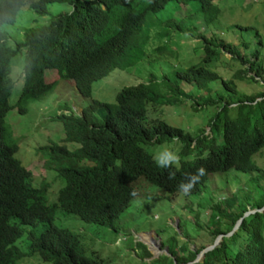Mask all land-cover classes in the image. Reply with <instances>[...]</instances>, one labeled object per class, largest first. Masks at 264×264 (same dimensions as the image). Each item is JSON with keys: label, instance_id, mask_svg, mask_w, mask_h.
Returning <instances> with one entry per match:
<instances>
[{"label": "trees", "instance_id": "1", "mask_svg": "<svg viewBox=\"0 0 264 264\" xmlns=\"http://www.w3.org/2000/svg\"><path fill=\"white\" fill-rule=\"evenodd\" d=\"M189 1L0 0V264H14L17 259L31 254H37L48 264H106L96 255H84L79 237L51 222L54 204L43 205V188L31 184L30 170L14 156L17 145L4 124V116L10 107L23 111L29 98L50 90L52 82L43 78L46 69H55L59 77L69 78L77 91L87 96L94 80L104 77L115 66H123L121 57L127 52L124 47L137 40L136 30L147 13L158 11L166 4L169 8L181 4L185 7ZM194 1L200 16L206 20L215 18L218 8L214 0ZM26 2L37 13H45L51 2H66L71 9L52 15L46 24L27 28L13 49L6 43L7 34L2 24L11 22L17 9ZM173 25L169 28L181 30L179 25ZM198 36L202 40L201 63L189 65L176 75L201 88L208 81L219 79L230 92L226 97L207 95L200 104L219 102L208 120V130L198 127L190 133L162 119H153L146 126L148 102L157 106L179 104L181 100L176 94L182 98L189 96L178 87L156 89L152 75L147 83L122 86L114 95V104L99 102L100 108L106 111L101 123H93L84 111L81 115L60 116L64 140L79 143L72 150L64 144L48 145L51 159L55 161L54 169L64 178L60 196L73 199L72 202L61 201L62 208L84 221L114 228V219L133 197L130 193L137 194L135 181L138 178L172 192L188 174L204 167L206 175L192 189L198 191L210 172L230 167L260 171L251 161V155L264 145V89L238 92L232 78L222 79L216 71L205 66L218 58L220 50L226 51L247 64L237 70L238 77L255 80L262 70L258 51L247 56L240 54L232 43L204 34ZM144 38L146 36L141 37L142 43ZM21 46L25 48L23 81L16 104L11 106L8 101L10 83L5 74L10 57ZM139 56L135 51L126 58L131 61ZM261 81L264 83V79ZM194 103L191 106L197 109L199 104ZM251 118L255 119L251 121ZM217 136L221 138L218 144ZM173 139L180 144L179 155H189L192 149L198 148L207 153L181 160L178 169L175 166L160 168L151 153L142 147ZM169 172H174L175 177L169 179ZM261 176L264 177V171ZM243 193L227 199L222 206L212 204L207 208L206 213L210 219H215V224L212 229L204 230V238L194 248L186 240V243H178L173 234L166 241L160 239L161 247L165 246L167 251L151 257L150 251L139 243L147 259L144 264L192 261L205 243H211L218 234H222L218 244L189 264H264V191L260 190L256 196L241 197ZM249 208L254 210L243 215ZM239 217L240 222L232 230ZM17 223L29 226L43 223L38 232L29 233L26 251L13 244L20 234Z\"/></svg>", "mask_w": 264, "mask_h": 264}, {"label": "rangeland", "instance_id": "2", "mask_svg": "<svg viewBox=\"0 0 264 264\" xmlns=\"http://www.w3.org/2000/svg\"><path fill=\"white\" fill-rule=\"evenodd\" d=\"M214 3L218 12L211 20L199 15L194 0L189 1L185 7L181 4L169 8L166 4L158 11L147 13L136 30L137 40L150 33L143 44L144 57L130 65L115 67L104 77L94 80L91 83L89 96H81L70 79L60 78L48 92L29 98L23 105V111H18L15 106L10 107L4 116V124L17 144L14 156L31 171V183L39 184L35 181V178L39 177L37 171L44 164V160L47 162L51 159L49 143H64L68 149L78 145L76 142L61 141L64 132L61 121L55 117L58 112L80 114L81 108L89 106L94 99L114 104V95L123 85L135 84L138 81L147 83L150 75H153V85L156 89L160 90V86L163 89L178 87L189 96L182 98V95L175 93L181 100L179 104L157 106L152 101L148 102L145 114L146 126L150 125L153 119H162L190 133H194L198 127L207 131L208 120L217 109L219 102L212 105L200 104L207 95L222 94L226 97L230 92L219 79L210 80L205 87L203 86L204 88H201L194 83L185 82L176 75V72H182L189 65L201 63L203 51L198 34L232 43L240 54L247 56L257 50L262 70L255 80L247 81L245 78H239L237 70L247 64L226 51L220 50L218 58L205 66L216 71L222 79L232 78L238 92L263 90L264 83L261 79H264V0H214ZM46 9L45 13H37L27 2L21 5L14 19L2 24L7 34V44L14 49L15 42L22 40L27 28L46 24L52 15L60 11H69L71 7L66 2H51L47 4ZM174 23L179 25L181 30L168 28L174 27ZM135 51L136 47L128 43L127 52L121 57L123 65L130 63L126 57ZM24 56L25 48L21 46L10 57L9 74L12 87L8 101L11 106L16 104L22 85ZM51 72L55 70L44 71L45 81H48ZM234 74L235 77H232ZM145 79L148 80L144 81ZM194 102L199 104L196 105L197 109L191 106L195 104ZM91 112L94 118L100 120L104 109L95 106ZM254 119L251 118V121ZM216 140L217 144L220 143V136ZM142 147L154 157L164 149L175 151L180 148V144L173 139L159 144L142 145ZM191 151L192 154L188 153L189 155L183 158L178 154L180 161L184 158L190 160L200 153H206V150L201 148ZM251 161L260 171H241L234 168L215 171L208 175L199 191L186 195L169 194L153 184L137 179L135 181L137 194L129 201L127 207L119 212L114 228L82 221L77 216L59 209H56L52 223L76 233L82 253L86 256L96 255L106 264H144L147 259L139 243L150 251L152 257L164 251L160 239L166 241L167 237L173 234H176L178 243L186 240L189 246L194 248L195 244L200 243L204 238V230L214 227L215 219H210L209 214L206 213L209 206L212 204L222 206L227 199L242 192L245 193L241 197L256 196L260 190L264 191V177L261 176V172L264 171V145L251 155ZM39 174H41L39 180L47 181L48 191L52 184L51 177L53 175L57 177L54 164L46 172L42 170ZM57 180L59 183L53 200L58 187L62 184L60 178L57 177ZM258 184L260 186H257ZM46 202L50 203L47 200ZM216 216L215 213L214 217ZM17 225L20 234L13 244L26 251V242L30 239L29 233L38 232L43 227V223L34 226L19 223ZM144 234H152L155 245H149L148 248L151 240L146 239ZM150 248L155 249L154 252ZM14 264H48V262L37 254H31L17 259Z\"/></svg>", "mask_w": 264, "mask_h": 264}, {"label": "clouds", "instance_id": "3", "mask_svg": "<svg viewBox=\"0 0 264 264\" xmlns=\"http://www.w3.org/2000/svg\"><path fill=\"white\" fill-rule=\"evenodd\" d=\"M142 1H144V2H150V0H142ZM70 6V5H69ZM71 7V6H70ZM101 7H103V5H101ZM105 9V8H104ZM140 25V24H139ZM169 28V27H168ZM165 32V31H164ZM163 32V33H164ZM136 35V34H135ZM148 35H150V33L148 34ZM148 35H146V36H148ZM207 37V36H206ZM6 38H7V36H6ZM210 38V37H209ZM212 39H215V38H213V37H211ZM147 40V37L146 38H144V41H143V43H142V39L140 38L139 40H136V41H132V42H129V43H132L133 44V46L134 47H136V51L138 52V53H140V56L137 58V59H135V60H131L130 61V63L129 64H125V65H123V66H127V65H130V64H132V63H134V62H136L137 60H141L143 57H144V53H143V44H144V42ZM200 40H201V38H200ZM218 40H220V39H218ZM217 40V41H218ZM201 42H202V40H201ZM7 43V42H6ZM8 45V44H7ZM141 47H142V49H141ZM128 49V44H127V46H125L124 47V50L126 51ZM202 51H203V49H202ZM203 56V55H202ZM202 58V57H201ZM139 60V61H140ZM118 62H121L120 61V58L118 57ZM122 66V67H123ZM115 67H118V66H115ZM115 67H113V68H115ZM112 68V69H113ZM118 68H121V67H118ZM111 69V70H112ZM55 70V69H54ZM110 70V71H111ZM9 66H8V68H7V72H6V74H5V78H6V80H9V83H10V91H11V87H12V80H11V78H10V74H9ZM109 71V72H110ZM108 72V73H109ZM107 73V74H108ZM153 76V75H152ZM60 78H62V77H59L58 76V73L56 72V70H55V72H51V74L48 76V81H46V82H52V87H53V85L55 84V82L57 81V79H60ZM65 79H69V78H65ZM146 80H148V79H145L144 81H146ZM71 81V80H70ZM72 82V81H71ZM138 82H142V81H138ZM72 84H73V86L75 87V85H74V83L72 82ZM123 86H125V85H123ZM51 87V88H52ZM160 87H162V86H160ZM50 88V89H51ZM75 89H76V87H75ZM90 90H91V86H90ZM76 91H77V89H76ZM48 92V91H47ZM78 92V91H77ZM46 93V92H45ZM79 93V92H78ZM44 94V93H43ZM43 94H41V95H43ZM80 94V93H79ZM10 95V94H9ZM81 95V94H80ZM90 95V91H89V94L87 95V96H89ZM81 96H83V95H81ZM87 96H84V97H87ZM99 102H102V101H98V100H92L91 101V103H90V105L89 106H87V107H85V108H81V112H80V114H77V115H81L82 114V112L84 111V112H86L87 113V115L90 117V118H92V120H93V123H101L102 122V120H103V117H104V115L106 114V111L104 110V113H103V116H102V119H100V120H97L96 118H94L93 117V115H92V112H91V110L95 107V106H97V107H99L100 108V106H99ZM106 104H108L107 102H105ZM100 109H103V108H100ZM68 114H74V113H67V114H65V113H63V112H58L57 114H56V118H58L60 121H61V119L59 118L60 116H68ZM61 123H62V121H61ZM62 126H63V124H62ZM63 132H64V128H63ZM64 136H65V134H63V137L61 138V141L62 142H74V141H71V140H64ZM51 143H57V142H51ZM51 143H49L48 145H50ZM77 143V142H76ZM163 143V142H162ZM57 144H64V143H57ZM17 145V144H16ZM65 145V144H64ZM78 145H79V143H78ZM77 145V146H78ZM66 146V145H65ZM76 146V147H77ZM76 147H74V148H76ZM67 148V147H66ZM74 148H72V149H74ZM68 149V148H67ZM72 149H69V150H72ZM17 150V149H16ZM178 152H179V149H176L175 151H172V150H169V149H164V150H162V151H160V152H158V153H156L155 155H154V157H153V159H154V161H155V163H156V165L158 166V167H160V168H170L171 166H175V168H180V166H181V161H180V156L178 155ZM206 153H207V151H206ZM205 153V154H206ZM205 154H201V155H205ZM152 155V154H151ZM185 156V154H183L182 155V158ZM193 159V158H192ZM183 160H187V159H183ZM191 160V159H190ZM180 161V162H179ZM47 163L48 164H50L51 163V166H53V164H54V166H55V161L54 160H52V159H50V161H47L46 162V160H44V164L42 165V167L41 168H39V170L37 171V175L40 177L41 176V174H39V172H42V170H45V172L47 171V169H49L51 166L50 165H48L47 166ZM21 164V163H20ZM22 165V164H21ZM230 168H233V167H230ZM235 169V168H234ZM238 170V169H237ZM55 171H56V175H57V177L58 178H60V180L62 181V184L58 187V189H57V191H56V196H55V200H53V198H54V195H55V189H56V187L58 186V180H57V177L55 176V175H53L52 177H51V182H52V184H51V188L47 191V188H48V183H47V181H43V180H39V177L37 178H35V181H37V182H39V184L37 185V183L35 184V185H33L32 183V185L33 186H36L37 188H43V205L45 206V205H52V204H54V211H53V215H54V213H55V211H56V209H59L60 211H62V212H64V213H68V214H73V215H75V216H77L78 218H80L78 215H76V214H74V213H72V212H69V210H67V209H64V208H62L61 206H60V202L61 201H63V202H72L73 201V199H63V198H61V196H60V190H61V188H62V186L64 185V178L62 177V176H59L58 175V173H57V170H56V168H55ZM31 172V171H30ZM210 173H212V172H210ZM210 173H208L207 174V176H206V179H207V177H208V175L210 174ZM43 176H47L46 174H42ZM206 175V169L204 168V167H200V168H198L197 170H196V172L195 173H193V174H188V176H187V179L185 180V181H183V182H181L179 185H178V189H175L174 191H172V192H168L167 190H165L167 193H169V194H175V195H177V194H179V193H183V194H188V193H193V192H195L196 190L194 189V190H192L195 186H196V184L197 183H199L200 182V180H201V178L202 177H204ZM175 177V173L174 172H169V179H172V178H174ZM138 179H140V178H138ZM206 179H205V181H206ZM142 180V179H141ZM144 181V180H143ZM204 181V182H205ZM41 182V183H40ZM146 182V181H145ZM148 183V182H147ZM136 184V183H135ZM150 184V183H149ZM204 184V183H203ZM135 187H136V185H135ZM158 187V186H157ZM160 188V187H159ZM160 189H162V188H160ZM162 190H164V189H162ZM47 191V197H46V199H45V192ZM199 191V190H198ZM50 193H51V195H50ZM130 195L131 196H133V197H135L136 196V193H135V191H133L132 193H130ZM133 197H131V199L133 198ZM130 199V200H131ZM46 200L48 201V202H50V203H47L46 202ZM53 200V201H52ZM129 204V203H128ZM127 204V205H128ZM127 205H126V207H127ZM125 207V208H126ZM124 208V209H125ZM122 211V210H121ZM117 217H118V215H117ZM117 217L114 219V221H113V224L112 225H114V222H115V220L117 219ZM52 218H53V216H52ZM52 218H51V222H52ZM81 219V218H80ZM82 221H84L83 219H81ZM85 222H87V221H85ZM91 223H94V222H91ZM96 224H98V223H96ZM101 225H106V224H101ZM57 226V225H56ZM106 226H109V225H106ZM58 227H60V226H58ZM111 227V226H110ZM61 228H64V227H61ZM65 229H67V228H65ZM67 230H69V229H67ZM69 231H71V230H69ZM72 232V231H71ZM74 233V232H73ZM75 235H77L76 233H74ZM78 236V235H77ZM165 247V246H164ZM167 251V249L164 251V252H166Z\"/></svg>", "mask_w": 264, "mask_h": 264}, {"label": "water", "instance_id": "4", "mask_svg": "<svg viewBox=\"0 0 264 264\" xmlns=\"http://www.w3.org/2000/svg\"><path fill=\"white\" fill-rule=\"evenodd\" d=\"M253 210H254V209H248V210H246V211L243 212V215H246L248 212H251V211H253ZM240 220H241V217H239V218L236 220L235 224H234L233 227H232V230L238 225V223L240 222ZM232 230H231V231H232ZM231 231H230V232H231ZM230 232H229V233H230ZM221 236H222V234H218V235L213 239V241H212L211 243H209V244H205V245L200 249V251L196 254V256L194 257V259H193L192 261H189V262H186V263H174V264H189L190 262L198 261L200 258L203 257V253H204L205 251L211 249L212 247H214V246H216V245L218 244L219 240L221 239ZM148 248H149V244H148ZM166 249H167V248L164 247V251H165ZM150 250H153V252H154L155 249H153V248L151 249V248H150ZM153 252H152V255H154ZM151 257H152V256H151Z\"/></svg>", "mask_w": 264, "mask_h": 264}, {"label": "bare ground", "instance_id": "5", "mask_svg": "<svg viewBox=\"0 0 264 264\" xmlns=\"http://www.w3.org/2000/svg\"><path fill=\"white\" fill-rule=\"evenodd\" d=\"M145 235V238L146 239H150L151 240V244H149L150 246L152 245V244H154L155 245V240L153 239V235L152 234H144ZM144 238V239H145Z\"/></svg>", "mask_w": 264, "mask_h": 264}]
</instances>
